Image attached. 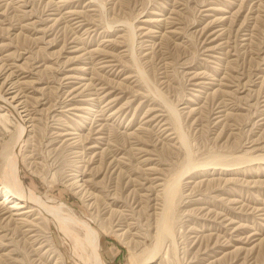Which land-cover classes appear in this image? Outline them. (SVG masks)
I'll list each match as a JSON object with an SVG mask.
<instances>
[{
  "label": "rangeland",
  "instance_id": "rangeland-1",
  "mask_svg": "<svg viewBox=\"0 0 264 264\" xmlns=\"http://www.w3.org/2000/svg\"><path fill=\"white\" fill-rule=\"evenodd\" d=\"M0 98L24 188L101 263L264 264V0H0ZM5 190L0 264H75Z\"/></svg>",
  "mask_w": 264,
  "mask_h": 264
},
{
  "label": "bare ground",
  "instance_id": "bare-ground-1",
  "mask_svg": "<svg viewBox=\"0 0 264 264\" xmlns=\"http://www.w3.org/2000/svg\"><path fill=\"white\" fill-rule=\"evenodd\" d=\"M0 101H2V99ZM2 104L6 111L10 112L11 114H15L16 125L18 128V136L17 140L15 141L14 147L11 150L9 149V151L5 153L3 152L4 154L2 155V159L6 161V164L0 172V181L1 184H3V187L7 189L2 192L4 197L3 201H6L8 199H12V201L15 200L17 201V204L19 203L21 208H24L26 205L32 206L37 210L39 214L43 215L50 223L54 225L57 232L60 233L62 239L70 249L71 256L75 264H103L101 263L99 257L100 246L97 233L90 226H88L87 224L85 225L79 223L75 221V219H71V216L69 215L70 213H65L67 212L65 211V209L63 211L62 208L57 209L53 208V205L41 203L39 198H37L32 191L24 188L23 183L20 180V171L22 149L24 140L27 136V127L25 125V121H23L22 119L23 117L15 109V107L12 106L9 101H7V99H4V101H2ZM172 185L170 186V192L174 195L177 192L176 190L178 189L177 185H175L174 187ZM170 204L171 203H169V205ZM167 212H169L168 209ZM172 216L173 215H171V217ZM164 219L166 220V218ZM164 219L162 218V220ZM77 223H79L81 228H83L85 231V234L82 237L75 231V226L78 225ZM166 223L167 222H165V224ZM156 253V251L153 252L152 257H154Z\"/></svg>",
  "mask_w": 264,
  "mask_h": 264
}]
</instances>
